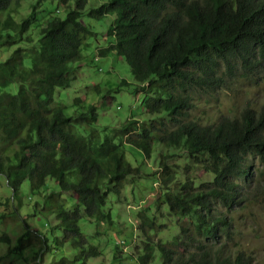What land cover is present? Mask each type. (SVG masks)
Returning a JSON list of instances; mask_svg holds the SVG:
<instances>
[{"label": "trees", "instance_id": "obj_1", "mask_svg": "<svg viewBox=\"0 0 264 264\" xmlns=\"http://www.w3.org/2000/svg\"><path fill=\"white\" fill-rule=\"evenodd\" d=\"M22 1L0 0V13H6L0 19V43L17 46L0 62V175L14 196L26 179L34 191L48 178L75 196L76 205L70 209L55 192L47 194L45 211L58 220V243H69L78 251L79 264H89L102 252L83 233L82 218L114 225L110 197L121 198L127 178L140 177V168L127 159L126 146L140 149L146 158L156 144L185 148L213 179L197 184L186 177L170 190L175 173L167 159L173 154H160L163 192L157 204L167 203L168 213L177 218L190 217L178 220L179 233L172 240L156 245L161 264H252L245 250L231 247L233 220L217 204L231 208L250 198L246 185L254 171L252 162L259 158L264 165V105L247 104L238 115L207 124L191 118L190 112L195 91L227 89L230 80L240 77L257 82L264 74V0H108L92 8L91 18L113 17L106 32L110 43L97 54L116 55L128 63L139 83L134 92L145 93L142 104L152 117L144 128L132 115L118 127L103 129L97 127L94 105L76 115L54 105L57 90L74 82L82 49L96 34L80 18L86 0H57L67 15L50 14L35 29L37 43L29 32L38 21L41 0L17 18ZM22 42L26 47L19 45ZM27 56L30 66L25 65ZM15 82L18 91H7ZM120 85L130 83L123 79ZM75 103L84 106L81 98ZM138 217L143 233L153 228L146 214ZM26 225L13 251H22L33 236L40 237ZM49 249L43 239L41 251ZM119 250L115 243L116 253ZM144 250L142 264H151L156 248L147 244Z\"/></svg>", "mask_w": 264, "mask_h": 264}, {"label": "rangeland", "instance_id": "obj_2", "mask_svg": "<svg viewBox=\"0 0 264 264\" xmlns=\"http://www.w3.org/2000/svg\"><path fill=\"white\" fill-rule=\"evenodd\" d=\"M39 0L22 1L20 15L28 14L33 4ZM108 0H86L80 18L95 31V35L87 40L83 47V60L80 62L76 77L69 88H59L55 95L54 105L65 107L66 113L76 115L84 111L89 105H94L99 113L97 127L114 128L120 126L132 115L140 121L141 128L146 127L151 116L147 115L142 104L145 93L136 94L134 90L139 87L130 66L121 57L110 55L100 57L97 50L109 45L106 32L113 19L112 16L95 19L89 16L92 8ZM38 21L29 32L36 43L40 35L35 31L39 25L45 23L50 14L65 18L67 9L57 0H41L37 7ZM59 10V12H58ZM6 17L5 12L0 13V19ZM26 47V42L19 44ZM15 45L0 43V62L16 48ZM25 65H31V57L25 58ZM125 79L130 85L121 86ZM257 82L240 77L228 82L227 89H199L194 92L195 107L190 112V117L198 119L204 124L215 123L222 116H235L247 105L255 107L264 105V74L257 77ZM19 83L15 82L7 91L16 93ZM110 93H107L109 92ZM76 98L84 101V106L75 103ZM173 154L167 159L171 170L175 173V184L183 182L186 177L194 178L197 184L211 181L213 175L196 165L190 158L185 148L175 149L156 144L150 158L143 152L130 145L126 146L128 161L140 168V177L133 180L129 176L125 181L121 198L112 195L110 208L115 223L108 226L101 222H91L86 216L81 220L82 231L88 236L91 243L97 245L101 255L88 260L89 264H142L147 244L154 245L156 254L151 264H161L160 252L157 249L159 242L167 243L179 233L178 220L185 222L189 216L177 218L168 213V205L161 207L157 199L163 192L159 179L160 154ZM253 173L246 190H251L249 199L242 203H235L231 208L218 203L220 211L226 212L232 218L235 240L230 242L235 249L245 250L253 257L252 264H264V165L258 158L253 160ZM241 183L242 182L240 180ZM245 191V190H244ZM55 192L68 208L76 205L75 196L60 190L58 184L51 178L40 189L32 190L31 182L26 179L14 196L13 190L7 185L4 176L0 175V264H57L67 259V264H79L76 257L78 251L69 243L60 244L58 238L62 237L60 229H54L58 224L55 214L45 211L44 197ZM247 192V191H245ZM143 212L154 221L152 229L147 228L143 233L140 229L139 213ZM29 224L38 231L40 237L33 236V242L20 252L12 249L17 245L18 238L25 233ZM8 236L9 241L1 239ZM43 239L47 240L50 249L41 251ZM115 243H119L120 250L115 251ZM115 255L118 259H114Z\"/></svg>", "mask_w": 264, "mask_h": 264}]
</instances>
